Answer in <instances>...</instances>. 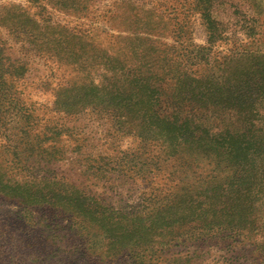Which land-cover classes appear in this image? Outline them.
<instances>
[{"label":"rangeland","instance_id":"374dc122","mask_svg":"<svg viewBox=\"0 0 264 264\" xmlns=\"http://www.w3.org/2000/svg\"><path fill=\"white\" fill-rule=\"evenodd\" d=\"M156 21L207 47L190 88H141L103 61ZM176 142L205 179H185L199 185L167 248L142 252L126 228L147 186L122 167L179 160ZM263 170L264 0H0V264H126V244L144 264H264ZM44 180L56 208L36 202Z\"/></svg>","mask_w":264,"mask_h":264},{"label":"trees","instance_id":"16d2710c","mask_svg":"<svg viewBox=\"0 0 264 264\" xmlns=\"http://www.w3.org/2000/svg\"><path fill=\"white\" fill-rule=\"evenodd\" d=\"M166 24L165 21L150 22L149 32L129 33L126 37H118L124 56L116 58L107 53L103 56V61L108 63L111 68L112 76L121 75V80L137 82L141 88L160 93L168 90L178 92L190 88L194 82L200 81L201 79L191 76L192 70L189 69L187 63L190 58L202 61L200 54L207 47L194 43L193 37L176 33V26L172 27L174 34L152 33L153 31L157 32L160 28H165ZM144 26L147 27V25ZM206 54L209 56L208 53ZM185 124L186 121H181L179 127L182 128ZM171 152L170 156H178L179 160L171 162L168 158L130 165L125 163V166L122 167V170L126 172H124L125 177L139 181L144 187L147 186L144 189L142 208L136 215L130 213V217H127L126 228H130L129 225L133 226L131 228L136 231L139 240L142 241L140 242L142 252L155 251L153 240L167 248L165 244L173 237L174 229L185 224L186 215H188L191 206L187 204L189 193L205 179L199 164L181 160L188 149L181 147L176 142ZM262 172L264 173V170ZM191 176L199 184L186 187L185 179ZM30 184L32 186L40 183L30 182ZM42 187L40 191L42 195L38 199L36 197V202L56 208V198L61 185L57 181L44 180ZM30 196L33 197L32 192ZM193 207H196L194 203ZM124 248L123 252L125 251L124 253L129 257L134 258L131 263L126 262V264H144L139 261L140 256H133L132 247L130 248L126 244ZM35 263L46 264L40 258L39 262L37 259ZM148 263L153 264V261L149 260ZM162 264L179 263L177 261L170 263L164 260Z\"/></svg>","mask_w":264,"mask_h":264}]
</instances>
